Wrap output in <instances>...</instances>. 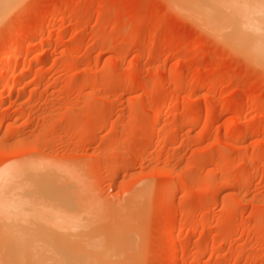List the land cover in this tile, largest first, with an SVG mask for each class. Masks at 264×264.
<instances>
[{
    "label": "rangeland",
    "instance_id": "obj_1",
    "mask_svg": "<svg viewBox=\"0 0 264 264\" xmlns=\"http://www.w3.org/2000/svg\"><path fill=\"white\" fill-rule=\"evenodd\" d=\"M185 1L0 18V185L46 197L38 235L89 238L102 264H264V67Z\"/></svg>",
    "mask_w": 264,
    "mask_h": 264
},
{
    "label": "bare ground",
    "instance_id": "obj_2",
    "mask_svg": "<svg viewBox=\"0 0 264 264\" xmlns=\"http://www.w3.org/2000/svg\"><path fill=\"white\" fill-rule=\"evenodd\" d=\"M14 1L0 0V18L6 14L8 15V12H11V10L16 8L14 7ZM191 3L188 4L193 7L187 6L192 12L195 13L194 15L197 14L196 16L200 18H196L195 16L196 19L201 21L202 18L203 21H207L206 23H209L212 29L214 28V31L223 34L232 45L241 51V53H243L250 60L264 67V0H201L200 2L193 0L194 5L198 3L196 8L193 3L192 5ZM14 51L15 48H12L11 54H13ZM14 57V54L11 56L9 55L2 61L1 66L5 70L0 76V82L7 79L10 71L8 66L13 63V61H15ZM14 65V70L21 69L23 72L26 70V68H29L20 59L16 60ZM15 88L16 84L9 83V85L6 87L5 94H12ZM0 100H2L1 97ZM243 125L244 122L241 121L238 124V127H242ZM2 185H0V191L2 188H4L6 189L5 192L9 195L11 192L14 193H12L10 197L8 195H4V197L2 194H0V264H102L101 262L103 261L101 258V260L99 258L97 259L96 256L95 259L89 258V256L92 257V255L89 254L90 250L87 248L96 249L93 248L94 245L89 243L86 244L89 238L86 240H79L77 238L78 240L76 239L71 241L68 239V237H66L68 241L67 239H65L66 241H62L63 239H61L62 237L60 235L59 236L61 238H57V235L53 236L52 233L50 235L48 232L47 234L51 237L48 235L45 237L40 236L44 235L46 232L44 231L43 234L41 233L42 229L45 228L39 223L40 221L41 224L44 223L42 222L44 215L42 216L43 213L41 214V211L43 212L44 209L42 207H46L47 205L42 204L43 201H41V203L39 202V198L41 197L31 195L32 193L28 194L27 192H24L25 190L20 192L24 189L23 186L17 187L15 185H11L8 187H3ZM24 186L26 187L29 185L25 184ZM29 191L32 192L31 189H29ZM42 197L44 198L45 196ZM49 206L47 207L49 208ZM37 216L41 218L39 219ZM36 217L40 220L39 222ZM35 220H37V222ZM45 223L47 222L45 221ZM32 225L34 227H32ZM58 229L59 228L55 230ZM69 229L70 228H68V230ZM59 231L58 233H60L62 230L60 232ZM83 234L85 233H82V236H84ZM72 238L75 237L73 236ZM84 238H86V236ZM81 240H83L85 243L81 242ZM174 243L175 241L173 244ZM87 250L89 252H87ZM98 255L100 254L98 253Z\"/></svg>",
    "mask_w": 264,
    "mask_h": 264
}]
</instances>
